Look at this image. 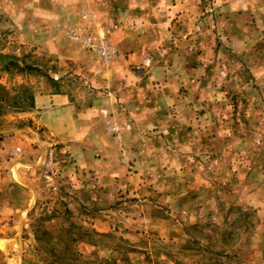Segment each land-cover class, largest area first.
<instances>
[{
	"label": "rangeland",
	"instance_id": "1",
	"mask_svg": "<svg viewBox=\"0 0 264 264\" xmlns=\"http://www.w3.org/2000/svg\"><path fill=\"white\" fill-rule=\"evenodd\" d=\"M0 264H264V0H0Z\"/></svg>",
	"mask_w": 264,
	"mask_h": 264
},
{
	"label": "crops",
	"instance_id": "2",
	"mask_svg": "<svg viewBox=\"0 0 264 264\" xmlns=\"http://www.w3.org/2000/svg\"><path fill=\"white\" fill-rule=\"evenodd\" d=\"M39 12V13H38ZM13 15L17 17V13L13 12ZM11 14V12H10ZM21 26L24 27L25 31L28 33V39L31 40L36 38V42L32 41L34 44H41L43 41V32L45 33L44 21L39 19L37 16L40 11L36 13H31V11H21L20 13ZM12 15V14H11ZM43 17V16H42ZM38 38H37V37ZM31 43V42H30ZM34 108L39 112V124L50 130L52 136L56 137L60 142L68 141L67 136L72 133V129L77 124L76 109L70 103V98L66 94L47 92L39 94L34 98ZM71 129V132L69 131ZM79 138H70L77 144ZM102 232H106L103 230Z\"/></svg>",
	"mask_w": 264,
	"mask_h": 264
},
{
	"label": "built area",
	"instance_id": "3",
	"mask_svg": "<svg viewBox=\"0 0 264 264\" xmlns=\"http://www.w3.org/2000/svg\"><path fill=\"white\" fill-rule=\"evenodd\" d=\"M75 33V32H74ZM76 35V39H79L78 35L75 33ZM89 40V39H88ZM87 40V45L90 46V47H94V44L91 43L90 41ZM99 54L105 58V59H109L112 57L113 55V52L109 49L108 46H105V45H101L99 47Z\"/></svg>",
	"mask_w": 264,
	"mask_h": 264
},
{
	"label": "trees",
	"instance_id": "4",
	"mask_svg": "<svg viewBox=\"0 0 264 264\" xmlns=\"http://www.w3.org/2000/svg\"><path fill=\"white\" fill-rule=\"evenodd\" d=\"M32 100H33V98H32ZM34 106V105H33Z\"/></svg>",
	"mask_w": 264,
	"mask_h": 264
}]
</instances>
